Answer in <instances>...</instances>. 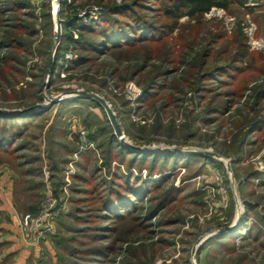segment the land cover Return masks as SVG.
I'll list each match as a JSON object with an SVG mask.
<instances>
[{"label":"rangeland","instance_id":"obj_1","mask_svg":"<svg viewBox=\"0 0 264 264\" xmlns=\"http://www.w3.org/2000/svg\"><path fill=\"white\" fill-rule=\"evenodd\" d=\"M21 1H27L30 6L19 12L18 24L29 23L37 30L34 36L26 34L32 39L35 54L0 49V56L8 52L17 56V61L10 63L9 71L0 77V110L8 112L0 113L34 117L15 120L23 131L11 146L15 152L0 153V194H6L9 188L12 190L11 204L18 217L25 213L37 214L50 197L56 200L57 212L54 232L35 245L16 240L19 227L13 223L12 215L0 212V264H37L39 260L52 264L57 260L59 249L54 247V237H80L77 233L82 231L80 239L85 244L80 241L62 244L80 251L81 254L73 257L66 250L63 253L64 258L81 264H113L114 261V264H264V182H261L264 180V128L253 134L248 131V122L255 112L264 114V98L254 96L256 89H264V0L232 4L226 10L214 7L202 21L181 18L183 29L174 31L157 47L155 58L150 62L152 66L141 76L149 79L165 57L176 61L169 66L175 72L161 80L164 87L156 89L147 102L142 101V85L130 79L143 63L145 52L132 54L122 61L116 56L104 55L73 67L71 61L77 60L80 52L69 44L52 77L50 72L46 74L61 43L60 35L67 32L61 21L73 16L78 24L87 25L90 22L82 23L77 17L80 11L101 6L102 16L107 6L122 4L125 0ZM159 4L151 3L153 10L146 11L156 25L168 23L157 11ZM11 15L14 14H2L3 17ZM4 27L7 26L1 24V34L6 30ZM69 31L74 39L79 37V28ZM243 34L248 39L250 56L237 64L244 67V72L223 76L222 81L226 83L209 84L212 90L202 96L194 88L197 77L215 66L234 63ZM47 45L49 54H40L39 50ZM184 51H193L190 64L182 62ZM205 51H208L207 58L203 55ZM112 68L118 69L117 75L110 74ZM8 80H17L14 82L17 85L10 86ZM69 91L102 96L114 111L126 141L142 151H134L121 143L104 108L96 106V100L90 97L74 96L57 101L33 114L10 113H22L45 104L44 95L53 97ZM74 99L77 101L70 102ZM225 100L230 106L224 113H218L215 107ZM10 123L0 120L2 127H9ZM111 134L116 139L115 152L120 150L119 143L130 151L126 154L127 162L134 153L149 155L141 172L138 166L130 169L135 175L169 176L159 189L152 190L139 203L133 213L136 217L126 221L100 216L102 196L94 190L102 179H111L119 165L118 160L112 162L111 168L106 164ZM154 154L168 155L169 160L160 157L156 162L157 174L150 177L148 171ZM163 165H166L165 172L159 173ZM122 171L129 172L126 166H122ZM174 186L181 189L178 198L156 217L143 219L157 199ZM248 205L252 206L249 214ZM241 223H246L242 231L237 229ZM96 226L113 230H98ZM249 228H252L251 236L247 235ZM259 230L263 234L255 237ZM91 233H102L105 238L89 242L83 235ZM218 235L227 237L208 244ZM103 244L113 247L104 261L94 260L93 254L89 258L82 254L83 250Z\"/></svg>","mask_w":264,"mask_h":264},{"label":"trees","instance_id":"obj_2","mask_svg":"<svg viewBox=\"0 0 264 264\" xmlns=\"http://www.w3.org/2000/svg\"><path fill=\"white\" fill-rule=\"evenodd\" d=\"M6 1L7 0H4L3 3L0 1V26L1 24L7 26L4 27L6 30L2 31V34L0 31V49H16L22 52H29V54H35L34 49L32 48V39L26 37V34L28 33L31 36H34V33L36 34L37 30L35 29L34 25L29 23L20 22L18 24L20 17L19 12H21L24 7H27L28 5L30 6V4L27 1L21 0ZM247 1L248 0H125L122 4L107 6L108 8H106L98 22H90L87 25H80L77 23V19L71 16L64 19V21H61V24L66 28L67 32L60 35L59 39L61 43H59L55 56L51 61V77L60 62V58L64 56L69 44H72L73 48L80 52L78 59L71 61L73 67L88 62H93L104 55H110L113 57L116 56L120 61H122L125 60V57H129L132 54L145 52L147 55L143 59V63L132 74L130 79H136L139 84L142 85L144 89L142 101L147 102L150 97L153 96V93L156 92V89L161 88L164 85L162 84L161 80H166V77L175 72L171 71L169 66L174 65L176 61H174L173 58L171 59L170 57H165L163 58L158 70H156L149 77V79L145 80V78H141V76H143V74H147V71L152 66L150 62L155 58L157 47L162 44V42L166 40L168 36H171L174 31H179L182 28L180 19L183 17H188L190 21H202V18L205 16V14L210 12L214 7L226 10L229 9L232 4H244ZM157 2L160 3L157 11L160 12V14H162L165 20L168 22L166 24L156 25L146 15V11L151 9L153 10L151 3L155 5ZM9 12L14 15L8 17L2 16L3 13ZM122 16L124 17L122 18ZM11 20L12 22H10ZM73 27L79 28L80 31L79 37L77 39H74L72 33L69 31ZM247 40V37L243 34L239 43L241 48L235 54V59L233 61L234 63L215 66L205 70L201 75H199L194 83L196 85L194 86L195 90L204 96L206 92L212 90L209 84L214 83L215 81L219 83H226L222 81V77H231L232 72L243 73L245 70L244 67L238 65L237 62H245V60L250 56ZM48 45L45 49H38L39 53L44 54L45 52L46 55L49 54L50 47ZM192 52L190 53V51H184L182 53L181 59L185 65L191 63L192 58L190 54H192ZM196 55H198V53ZM203 55L207 58L208 51H205ZM13 61H17L16 54L11 55V53L8 52L4 53L3 56H0V77H3V75L9 71V68L11 67L10 63ZM164 63H167V66H165ZM203 64H207V62L203 61ZM15 70L19 69L15 68ZM117 72L118 69L115 68L110 70L111 75H117ZM200 72H202V69ZM16 81L17 80H8V83L12 84L10 86H13ZM16 85L17 84H15V86ZM263 85L264 81L262 83V86ZM31 87L36 86L31 85ZM254 96L259 99L264 98L263 87L256 89L254 91ZM76 101L77 99H74L70 102ZM94 103L96 106L101 107L97 101ZM228 106H230L229 101L225 100L221 105H218L217 108L215 107V110L218 113H224L225 110L228 109ZM42 113H39L38 115ZM32 117L34 116H13L0 113V120L2 119L6 122H11L9 127L7 125H3V127L0 126V153L13 154L15 152V149H12L11 146L18 138L21 137L23 133L20 124L16 123L15 120ZM248 127V131L251 134L261 131L264 128V114H262L260 111H256L254 117L249 120ZM115 140V136L112 134L108 138L110 149L108 158L106 159V164H108V166L111 168L112 162L118 160L119 165L113 170L112 178L108 180L106 178L102 179L99 181V185H97L94 190L101 192L100 195L102 196L100 203L102 213L100 216L106 219L117 218L126 221L128 218L136 217L133 215V213L136 211V208L139 207V203L142 202L144 198L149 196L152 193V190L155 188L159 189L160 185L163 184L169 176L164 175L163 177L143 178V176L135 175L133 170L130 169L134 166H138V169L141 172L149 155L147 153H141L137 155L134 153L133 157L128 159L127 162L126 154L130 151L127 147L119 143L120 150L119 152H115ZM152 156H154L153 163L149 167L148 171V175L150 177L157 174L156 162L160 157H164V160H169L168 155L154 154ZM176 160L178 161V159ZM176 163L177 162H175V164ZM122 166H126L127 171L129 172L124 173L122 171ZM165 168L166 165H163L160 168L159 173H164ZM75 177L80 179L79 177L81 176L76 174ZM261 182H264V180ZM180 191L181 189L178 187H170L165 194L161 195L159 200L157 199L155 205H153L149 211L147 210L148 212L146 213L145 217H143V219L150 220L151 218L156 217L162 209L166 208L169 203H172L178 198ZM251 207V205H248L247 214H249ZM243 221L245 222V217L243 218ZM241 224L237 228L240 231H242L246 226V223ZM95 228H99L98 230L104 231L113 230L109 229L110 227L104 226H96ZM251 231L252 228H249L247 235L251 236ZM82 232L77 233V235L80 237H70L66 239L61 238V235L54 237V247L59 249H57V260L52 264H81L77 261H73L72 259L64 258L63 253V251L66 250L69 252L68 254L70 257H73L77 253H80V251H78L76 248L70 250L69 247H64L62 244H64V241H80L81 243H86V241H82L80 239ZM262 232L263 231L261 230L257 231L255 237L262 235L264 233ZM230 234L232 235V233ZM83 236L87 237V241L89 242H97L105 238L103 237L102 233H91L90 235L86 234ZM224 237H227V235H218L210 239L208 244L213 242L214 239H220ZM112 251V246L107 244L105 246L103 244L93 246L86 251L83 250L82 254L86 256L85 258H89L93 254L94 256L91 258L100 262L104 261V259L107 258V256H109L110 252ZM44 263V260H39L37 264Z\"/></svg>","mask_w":264,"mask_h":264},{"label":"built area","instance_id":"obj_3","mask_svg":"<svg viewBox=\"0 0 264 264\" xmlns=\"http://www.w3.org/2000/svg\"><path fill=\"white\" fill-rule=\"evenodd\" d=\"M69 2L70 0L66 3ZM103 10L104 8L101 6L88 7L80 11L77 17H79L82 23L87 24L91 21H98ZM72 32L77 37V34L74 31ZM55 205L56 200L50 197L45 206L37 214L25 213L19 217L18 227L26 244L35 245L41 238L54 232L55 215L57 212Z\"/></svg>","mask_w":264,"mask_h":264},{"label":"water","instance_id":"obj_4","mask_svg":"<svg viewBox=\"0 0 264 264\" xmlns=\"http://www.w3.org/2000/svg\"><path fill=\"white\" fill-rule=\"evenodd\" d=\"M56 36L54 38V41L56 43ZM50 63L47 67V70H46V74L48 75V73L50 72ZM45 96V99H46V103L45 104H39L37 105V107L35 108H31L25 112H22V113H19V112H10L11 114H33V113H37V112H40V111H44L46 109H48L49 107H51L55 102L57 101H61V100H64V99H69V98H72L74 96H84V97H90L94 100H96L105 110L107 116H108V119L114 129V133L115 135L119 138V140L121 141L122 144H124L125 146H127L128 148L134 150V151H142V148L140 147H136V146H133L132 144L128 143L126 141V138L124 137V134H123V131L121 130L120 126H119V123L117 121V118L115 116V113L114 111L112 110L110 104H108V102L100 95H98L97 93H94V92H86V91H69V92H63L57 96H53V97H48L46 95ZM1 113H6V112H3L2 110H0ZM8 113V112H7ZM6 113V114H7Z\"/></svg>","mask_w":264,"mask_h":264},{"label":"crops","instance_id":"obj_5","mask_svg":"<svg viewBox=\"0 0 264 264\" xmlns=\"http://www.w3.org/2000/svg\"><path fill=\"white\" fill-rule=\"evenodd\" d=\"M0 186H1V183H0ZM11 192H12V190L9 188L8 189V192H6V194H0V212H2V213H8V214L12 215L13 223L18 226L19 217L13 211V206L11 204V199H10ZM18 235H19L20 238L18 237ZM16 236H17V237H15V238H17L16 240H18V241H20L22 243H25L23 241V238H22L21 234H20V231L17 232V235Z\"/></svg>","mask_w":264,"mask_h":264}]
</instances>
